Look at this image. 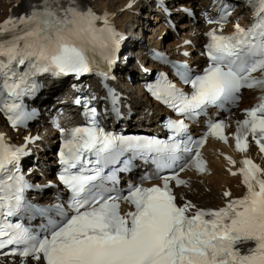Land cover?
<instances>
[{"label": "snow or ice", "instance_id": "6c2138e0", "mask_svg": "<svg viewBox=\"0 0 264 264\" xmlns=\"http://www.w3.org/2000/svg\"><path fill=\"white\" fill-rule=\"evenodd\" d=\"M252 6L255 19L249 28L237 23L233 35L216 30L207 34L211 63L203 75L186 81L193 89L191 95L161 82L149 89L155 98L178 113H195L218 101H235L243 88L264 92V78L252 77L257 71L264 72V0H252ZM229 14L225 10L219 20L209 23L222 25ZM98 21L104 26L97 27ZM118 43L107 14L81 10L76 0H41L29 15L9 18L0 24V111L8 114L13 128L26 126L31 115L13 101L35 87L31 77L51 73L79 78L92 70L97 56L111 64ZM25 65L26 71H17ZM260 101L237 128L238 152L248 151L251 135L264 153V96ZM85 117L89 126L72 129L59 153L63 166L59 179L72 193L74 215L61 212L65 219L60 223L50 220L42 238L8 220L24 206L22 193L28 185L16 175L24 148L10 146L0 135V262L5 256H19L21 264H27L29 258L37 264H264V168L252 159H243L238 172L230 174L242 176L246 192L219 209L197 208L190 201L178 204L170 181L176 187L187 186L178 173L159 176L162 186H134L125 196L110 195L96 183L103 167L89 168V164L106 165L117 155L132 151L142 157L152 155L154 162L166 167L177 159L180 144L174 137L166 142L106 134L97 127L95 108L86 111ZM169 127L176 135L184 130L182 121ZM224 128L223 122L213 123L205 137L194 142L197 150L188 167L202 174L206 171L199 148L209 136L226 143ZM31 142L33 138L27 137L26 143ZM226 159L235 166L230 157ZM223 196L231 193L224 191ZM121 200L135 211L121 215ZM244 245L251 246L244 250ZM9 246L15 247L3 251Z\"/></svg>", "mask_w": 264, "mask_h": 264}, {"label": "bare ground", "instance_id": "6f19581e", "mask_svg": "<svg viewBox=\"0 0 264 264\" xmlns=\"http://www.w3.org/2000/svg\"><path fill=\"white\" fill-rule=\"evenodd\" d=\"M83 4H85L89 9L94 11L96 14L100 16H104L107 14V17L110 18L112 21H114L115 24L121 29L124 30L126 28H134L137 31V38L138 37H145L147 36V39L145 40V43H142V46L140 49H142L143 52H135L134 55L138 56V58L146 59L145 50L148 47H152L155 49L160 50L162 53H167L169 56H172L173 58L179 59V54L184 52L186 50L185 48L189 49L191 52V56L189 58H185V61H188L189 63H192L194 61L195 65L199 64L202 61V58L200 57V48L203 47L204 43L206 42V39L204 37V34L209 32L212 27H205L201 24L200 19L193 20L195 21L194 25H190L188 23H185L184 28L191 27L192 31L189 33L184 32L183 39L187 40L188 43H191L190 46L186 47L185 45H178L180 42H175V44H171V42L165 43V38H161L162 32L159 34V30L152 28L147 29L145 28L147 24H152V21H156V23L163 24V22L166 21V17L164 15H161V17H158L160 15H154L152 13V16L150 17L148 15V12L154 10L153 7L155 5V2L153 0L146 1V0H79ZM165 3L170 7V4L172 5L174 1H177L179 3L180 0H170V4L164 0ZM163 0L161 2H164ZM187 3H179V6L174 7L170 10L172 13L170 19H178V17H183L186 19H190V16L183 13L179 14V10L183 6L185 7H191L194 9H198V7H193L192 0H186ZM41 4V0H0V24H3L5 21H7L9 18H19L22 16H27L28 12L33 10V7H37ZM143 11H147V14H142ZM157 13H161V10H155ZM146 13V12H145ZM159 24V25H160ZM245 24V22H244ZM158 25V26H159ZM161 27V26H159ZM163 27V26H162ZM170 30L169 28H167ZM151 30V31H150ZM162 30V29H161ZM163 31V30H162ZM149 32V34H148ZM150 32H153V34H150ZM147 35H144L146 34ZM147 41V42H146ZM129 46L135 47L133 41H129ZM174 43V42H172ZM139 51V49H137ZM127 54H129V49L126 50ZM202 51V49H201ZM128 68L131 69V73H134V78L136 81L139 82L140 76L138 69L135 68L132 64H128L126 66H121L118 68V70L122 68ZM156 66L150 65L149 68H153ZM158 69V68H157ZM43 81V94L48 99L49 103H53L60 98V96L67 93V85L64 83V81H55L53 79H42ZM126 87H129L130 90H126L124 87L122 90L124 91V94L131 99L130 101V108H127V115L131 118L129 120H123L121 121V124L123 127L128 128H145V129H151L154 128L156 125V117L155 115L156 111L152 109L151 106H149L146 103V99L143 98V91L142 87L139 83H135V85L131 86L128 83H125ZM135 94V95H134ZM252 97L251 102L255 101L254 95L252 93H249ZM43 100H45L43 98ZM44 102V101H43ZM249 106L248 103H244L241 108H245ZM134 115V116H133ZM240 117V114L238 111H235L231 118L232 119H238ZM3 126V121L0 118V128L3 132H5L7 138L9 140H15L16 142H19L20 140H24V136L22 131H18L17 133H14L10 130H6ZM232 129V128H231ZM39 135L38 143L35 146H31L29 149L33 147L34 152H32L29 157L28 161L24 165H29L28 169L30 170L32 175L31 178L37 181V184L43 188H46L51 183H53V180H47L45 181L40 180L37 171H40L43 178H48L50 173L54 170L55 165V155L53 154V150L55 149L57 139L55 137V132H51L49 128L46 126L42 130L41 134L38 132V129L36 130H30L27 132V134ZM209 147H216L214 143H210ZM221 150H224L222 146H217ZM231 154L235 155L237 159L242 160L246 156L250 157H259V154L257 153L256 149L253 146L249 147V150L246 154L241 155L239 152L232 151ZM54 158V159H52ZM38 166L42 167L39 168ZM43 166H46L47 169H43ZM212 166L215 169V172L211 177L205 176L204 178H194L193 184L190 188V190L186 191L183 194V197H185L187 200H192L195 205L198 207L204 208V209H217L219 207H223L225 203L228 200H231L234 197L241 196L244 193V189L240 184V177H228L227 175L221 173L223 172V168L230 167V172L234 170L235 168L229 164L226 160L219 158L217 156H214L212 158ZM229 172V173H230ZM209 180V182L206 181ZM47 185V186H46ZM229 191L231 193L230 197H224L223 192ZM45 190L44 193L40 194L39 196H33L38 201H44L49 199L51 196L46 193ZM3 264H20L17 259L8 258L4 260ZM27 264H34L30 260L27 262Z\"/></svg>", "mask_w": 264, "mask_h": 264}, {"label": "rangeland", "instance_id": "374dc122", "mask_svg": "<svg viewBox=\"0 0 264 264\" xmlns=\"http://www.w3.org/2000/svg\"><path fill=\"white\" fill-rule=\"evenodd\" d=\"M146 1H151V0H146ZM169 1V0H168ZM172 1H174V0H172ZM179 3L181 4V3H187L186 2V0H180L179 1ZM179 3L177 2V1H174L173 2V6H171L172 8H174V7H176V6H179ZM146 12V13H145ZM152 13V12H151ZM151 13L150 12H148V15L151 17L152 15H151ZM143 14H147V11H144V13ZM154 15V14H153ZM187 22V20H182L181 19V21H179V23L178 22H175V24H174V26L176 27V29H174V30H172L171 28H170V30H167V26L165 25V23L164 24H160V23H156V21L154 20V21H152V24H151V21H150V24H147V26L145 27V28H147V29H152V28H156V29H158L159 31V34H160V32H162V35H161V38H165V43H167V42H171V44H175V42H180V44H178L179 46L180 45H182V44H184L186 47H188V46H190V44H188V43H186V41L187 40H185L184 41V37H183V35H184V32H186V33H189L190 31H192V29L191 28H184V26H185V23ZM160 24V25H159ZM161 26V27H159V26ZM163 26V27H162ZM154 28V29H155ZM163 31H162V30ZM151 31V30H150ZM147 34V33H146ZM148 34H149V32H148ZM150 34H153V32H150ZM172 42H174V43H172ZM186 50H184V51H186V54L188 55V56H190L191 55V52H190V50L189 49H187V48H185ZM41 172L39 171L38 172V176H39V179L40 180H45V181H47V180H51V179H49L50 177H48V178H43V176L40 174Z\"/></svg>", "mask_w": 264, "mask_h": 264}]
</instances>
